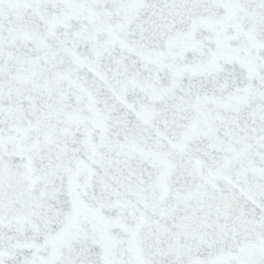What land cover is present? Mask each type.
Listing matches in <instances>:
<instances>
[{
    "label": "snow or ice",
    "instance_id": "snow-or-ice-1",
    "mask_svg": "<svg viewBox=\"0 0 264 264\" xmlns=\"http://www.w3.org/2000/svg\"><path fill=\"white\" fill-rule=\"evenodd\" d=\"M0 264H264V0H0Z\"/></svg>",
    "mask_w": 264,
    "mask_h": 264
}]
</instances>
